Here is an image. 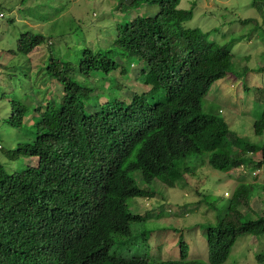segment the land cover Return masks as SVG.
Wrapping results in <instances>:
<instances>
[{"label":"trees","instance_id":"16d2710c","mask_svg":"<svg viewBox=\"0 0 264 264\" xmlns=\"http://www.w3.org/2000/svg\"><path fill=\"white\" fill-rule=\"evenodd\" d=\"M251 1L264 10V0ZM4 4L0 3V15ZM179 4L180 0H126L111 5L128 18L115 20L112 40L106 46L93 49L85 39L75 48H81L77 61L62 64L74 85L61 94L64 105L38 100L29 109L24 100L10 99V113L4 119L7 125L21 128L23 118L32 112L38 118L29 124L32 138L18 142L7 156L11 160L34 157L36 165L9 172L0 160V264H194L182 237L178 259L150 261L110 253L113 236L129 235L131 224L141 220V215L125 207L126 198L154 194L130 174L139 173L145 184L158 180L173 187L185 173L178 162L191 153L210 167L227 171L244 165L248 154L259 151L258 161L249 163L254 170L264 165V144L249 142L223 118L202 112L201 100L211 84L234 73V56L227 46L209 40L216 30L185 26L192 9ZM141 5L149 6L144 11L156 12L140 14ZM37 6L38 0H33L26 9ZM56 6L60 11L46 18L72 21L70 13L68 18L62 15L64 2ZM52 31L53 37L65 35ZM51 35L22 32L15 48L8 49L9 56L29 55L42 42L51 44ZM48 58L46 68L55 77L56 61L52 54ZM131 58L140 65L138 72L133 71L134 80L115 83L112 73L128 77L124 62ZM236 69L240 74L237 64ZM69 72L91 81L103 74L108 80L102 77V84L93 86L74 81ZM136 84L146 88L133 91L128 102H124L126 97L112 96L114 89ZM243 87L255 90L256 100H262L263 87L244 83ZM108 103L117 104L107 108ZM252 128L255 135H264V109ZM243 178L238 176L239 184L227 197L216 224L204 229L210 264L224 263L240 235L264 234V216L245 220L239 209L254 210L252 185ZM260 256L257 259L262 261Z\"/></svg>","mask_w":264,"mask_h":264},{"label":"rangeland","instance_id":"374dc122","mask_svg":"<svg viewBox=\"0 0 264 264\" xmlns=\"http://www.w3.org/2000/svg\"><path fill=\"white\" fill-rule=\"evenodd\" d=\"M47 1L38 0V6L29 11L26 6L31 5L33 0L19 3L18 0H0L5 5L3 15H0V65L8 66L0 68V160L9 172L24 165H36L34 157L20 156L11 160L7 153L18 142L32 138V127L29 124L38 118V114L32 112L23 118L21 128L7 125L4 119L10 113V99L17 97L24 100L29 109H33L38 100H42L43 104L55 101L58 107L64 105L62 95L73 89L74 85L63 72L62 64L66 60L74 63L77 61L81 48H75L85 39L84 43L93 49L106 46L112 40L115 20L128 18L127 14H120L118 9L117 11L111 7L117 3L124 4L126 0H55L49 5L46 4ZM61 2L66 4L62 15L70 13L72 21L58 23L53 22L54 17L46 18L51 13L55 15L60 11L61 8L56 4ZM145 7L140 8V14ZM179 7L192 9V17L184 22L185 26L200 28L204 32L216 30L209 35V40L227 46L234 56L235 76L229 74L211 84L201 100L202 112L223 118L230 128L249 142L264 144V135H255L252 128L258 112L264 109V95L262 100H256L258 93L243 87L244 83L264 88L263 8H257L251 0H180ZM154 12V9L144 11L149 16ZM41 17L43 21L40 20ZM248 18V21H242ZM52 29L63 31L65 35L53 37ZM25 31L51 35L52 43L42 42L29 55L17 54L19 58H12L8 49L15 48L17 39ZM51 54L56 61V67L52 70L55 77L46 68ZM236 64L241 67L240 74ZM124 65L130 74L126 78H120L117 73H112L113 78L116 77L115 83L133 81V74L138 72L140 66L134 58L130 62L125 59ZM244 70H247L245 74ZM68 76L74 81L89 82L93 86L102 84L100 79L105 77L97 74L91 81V78L80 77L75 72H69ZM105 79L108 80V77ZM144 88L146 87L136 84L114 89L111 93L121 100L127 96L124 102H128L133 91L141 92ZM107 96H110V92H107ZM116 104L108 103L107 108H114ZM258 156H261L259 151L246 156L249 159L245 163V170L242 167H232L221 171L210 167L197 154L191 153L178 162L185 173L175 181L173 187L158 180L145 184L139 173L130 174L137 184L147 186L150 193L155 194L126 198L125 207L141 215V220L131 224L129 235L113 236L110 253L150 261L178 259V241L182 237L188 244L190 261L194 264H210L207 260L208 246L204 229L216 224L226 206L227 197H230L239 184L238 176H244L243 181L252 185L250 205L254 210L240 206L243 219L264 216V165L260 167L258 177H255L253 165L249 163H255ZM225 191L229 196H224ZM258 255H261L262 261L257 259ZM222 264H264V234L237 237L227 260Z\"/></svg>","mask_w":264,"mask_h":264},{"label":"clouds","instance_id":"9594fccd","mask_svg":"<svg viewBox=\"0 0 264 264\" xmlns=\"http://www.w3.org/2000/svg\"><path fill=\"white\" fill-rule=\"evenodd\" d=\"M35 1H36V0H35ZM141 7H144V6H140V7H139V11H140V8H141ZM238 66L240 67V65H237V67H238ZM240 69H241V67H240ZM228 75H229V74H228ZM231 75H232V76H235L234 74H231ZM236 77H237V76H236ZM220 79H221V78H220ZM218 80H219V79H218ZM132 94H133V93H132ZM131 97H132V96H131ZM130 99H131V98H130ZM125 100H127V96H126ZM125 100H124V101H125ZM251 154H252V153H251ZM258 159H259V158H257L256 161H258ZM35 164H36V159H35ZM243 166H244V167H243ZM239 167H242V168L245 170V164H244V165H240ZM256 168H257V169H255L256 171H255V170L253 171L255 174L258 173V172H259V169H260V168H258V167H256ZM158 182H159V181H158ZM188 184H189V183H188ZM154 194H155V192H154ZM152 196H153V195H152ZM224 196H229V193L225 191V192H224ZM244 209H246V208H244ZM188 254H189V253H188Z\"/></svg>","mask_w":264,"mask_h":264}]
</instances>
